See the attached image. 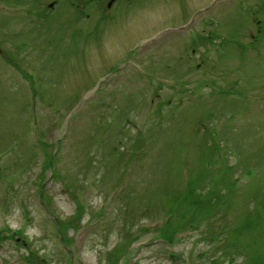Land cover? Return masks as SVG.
I'll use <instances>...</instances> for the list:
<instances>
[{"label":"rangeland","instance_id":"1","mask_svg":"<svg viewBox=\"0 0 264 264\" xmlns=\"http://www.w3.org/2000/svg\"><path fill=\"white\" fill-rule=\"evenodd\" d=\"M51 2L0 4V235L21 230L28 240L5 238L0 264H29V252L43 264H67L70 252L73 264H106L108 250L133 237L129 264L263 258L255 228L231 236L234 247L220 235L211 243L205 224L156 245L167 217L138 218L198 174L210 183L217 148L251 157L232 179L236 211L254 206L251 184L264 183V0H137L106 13L87 2L90 17L80 19L77 5ZM52 153L62 179L44 169ZM76 201L84 213L67 245L54 220L74 215Z\"/></svg>","mask_w":264,"mask_h":264},{"label":"trees","instance_id":"2","mask_svg":"<svg viewBox=\"0 0 264 264\" xmlns=\"http://www.w3.org/2000/svg\"><path fill=\"white\" fill-rule=\"evenodd\" d=\"M222 152L223 150L217 148L212 155L213 164L220 165L217 174L210 183L204 182L205 175L198 174L194 179L178 188L177 192L174 193V197L167 201L154 202L153 205L158 206L157 211H167L168 218L156 229L159 232L158 235L164 237L168 243L174 244L177 241V234L182 230L200 228L202 224H207V229L212 230L215 226H218L220 220L225 224L220 223L218 227L224 228L225 226L227 239H231V236L240 237L238 235H242L243 231L250 228H255L257 234L264 233V183L255 179L251 184L249 196L252 194L255 197V201L252 198L254 206L251 210L236 211L242 208L241 202H235V188L238 186V178L232 179L233 172L242 166L247 169L248 165L252 163L251 157L244 153H238L235 156L231 153L225 156ZM231 156L233 161L232 164H229ZM56 162L55 155L48 154L44 169L55 165ZM254 164H258V162L255 161ZM252 171L256 173V170ZM246 177L248 178L247 173ZM167 196L171 197L170 194H167ZM230 198L232 201L228 200ZM245 200L248 201L247 198ZM233 206L237 208L230 213ZM147 216L149 218L151 215ZM151 217L155 219L157 215L154 214ZM61 226L62 229L68 227L66 222H63ZM144 230L148 231L149 229L145 228ZM210 234L213 235L210 241L217 239V235H224L223 231L215 232L214 230ZM10 236L13 237L14 235ZM2 239L3 237L0 238V241ZM228 242L231 243V240H228ZM122 249L123 246H119L110 252V264H117ZM261 258L262 256L258 255L250 260H253L254 264H264V257Z\"/></svg>","mask_w":264,"mask_h":264},{"label":"flooded vegetation","instance_id":"3","mask_svg":"<svg viewBox=\"0 0 264 264\" xmlns=\"http://www.w3.org/2000/svg\"><path fill=\"white\" fill-rule=\"evenodd\" d=\"M98 5L100 6L103 5V6H106V8L108 10L112 9L116 4H121V2H126V6L127 5H132L134 4L135 0H95Z\"/></svg>","mask_w":264,"mask_h":264}]
</instances>
